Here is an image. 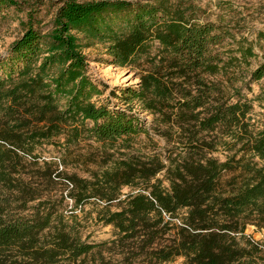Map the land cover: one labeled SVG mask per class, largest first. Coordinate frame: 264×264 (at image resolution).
Returning a JSON list of instances; mask_svg holds the SVG:
<instances>
[{
	"label": "trees",
	"instance_id": "obj_1",
	"mask_svg": "<svg viewBox=\"0 0 264 264\" xmlns=\"http://www.w3.org/2000/svg\"><path fill=\"white\" fill-rule=\"evenodd\" d=\"M12 8L27 21L0 58V264H106L107 244L84 240L63 205L21 177L26 158L35 159L43 145L59 149L66 165L83 141L103 147L110 165L90 170L89 179L57 175L75 208L102 203L98 220L116 230L118 242L139 245L136 264L179 257L184 264H264V241L245 234L248 225L264 229V129L250 123V101L231 103L223 83L211 79L226 76L235 63L250 66L258 58L255 43L243 39L239 56L225 61L218 47L228 33L199 19L195 6L172 0H65L48 32L39 28L34 6L0 0V13ZM95 44L106 45L110 65L150 64L138 88H126L122 98L167 126L163 136L178 128L182 150L171 152L168 164L157 154L130 152L145 132L142 119L98 100L105 92L89 75L84 54ZM263 79L264 54L251 73L252 81ZM219 147L241 157L221 162L212 156ZM238 171L227 188L221 184L224 173ZM162 173L168 187L157 177ZM124 187L133 191L122 199Z\"/></svg>",
	"mask_w": 264,
	"mask_h": 264
},
{
	"label": "rangeland",
	"instance_id": "obj_2",
	"mask_svg": "<svg viewBox=\"0 0 264 264\" xmlns=\"http://www.w3.org/2000/svg\"><path fill=\"white\" fill-rule=\"evenodd\" d=\"M21 3H29L37 10L38 19L41 20L39 28L48 32L52 28V20L65 0H18ZM82 2L97 0H80ZM174 3L183 6H195L197 17L202 21H208L220 26L221 32H226L225 39L218 52L222 58L227 61L231 55L239 56L237 47L240 41L247 39L255 43V52L258 58L251 60L250 66L246 64L239 65L235 63L231 66L226 76L211 78L220 81L227 89L228 99L235 103L239 99L248 100L253 105L252 112L248 115L250 123L256 131L264 129V79L261 81H252L251 73L260 64L264 54V42L257 44V35L264 30V0H172ZM29 7V6H26ZM30 9V8H29ZM27 21L25 12H17L15 9H9L0 13V58L8 55L12 44L19 39L24 27L22 22ZM89 63V75L104 90V95L98 98L101 102L110 103L111 106L130 109L136 113L143 121L144 133L134 138L132 144L133 154L140 155H159L166 164L167 157L179 148L177 153L182 150V145L178 143L177 127L169 129L156 121V117L147 111H144L136 102L126 101L123 96V90L126 88H138L141 75L150 69V64L143 59L140 64L125 68L110 65L109 56L106 54V45L95 44L90 48L84 49ZM159 131L165 134H159ZM240 146H238L239 148ZM124 150H121L123 152ZM109 153L115 154V158L120 156L116 149ZM236 150L229 151L219 147L212 156L225 162L235 156L236 160L241 154H236ZM36 158H26L21 168V177L32 188L38 189L58 205L62 204L66 216H73L71 223H76L82 233V238L89 243H106L102 255L106 264H123L126 262L136 264L140 261V256L135 255L139 252L138 244L133 242H118L117 232L112 226L104 225L98 220V211L103 207L102 203L92 201L84 207L75 208L74 202L68 198L70 188L64 184V179L58 177L60 172L76 174L82 178H90V170H98L102 165H110L108 154L103 147L94 141H83L79 146L74 147L70 159H66V165L59 160L61 157L59 149L54 145H43L35 152ZM83 155V156H82ZM176 155V154H174ZM76 157V158H75ZM77 157H80L79 160ZM55 162L51 170H55L53 175L51 170L45 169L46 162ZM238 172H226L221 178V184L226 187L228 181ZM20 176V175H19ZM18 176V177H19ZM51 176V177H50ZM163 180V186L169 184L165 180V174L157 176ZM227 188V187H226ZM133 191V188L124 187L122 189V199ZM113 211L117 210V203L111 207ZM186 210L180 212V217L184 216ZM180 220H174L179 225ZM245 234L254 241H264V229L255 225H248ZM171 236L166 235L162 244H166ZM114 241H117L114 243ZM134 253V254H133ZM101 257V256H100ZM126 260L124 261V259ZM136 259V260H135ZM92 258H90V261ZM164 264H184V258L179 257L171 262Z\"/></svg>",
	"mask_w": 264,
	"mask_h": 264
}]
</instances>
